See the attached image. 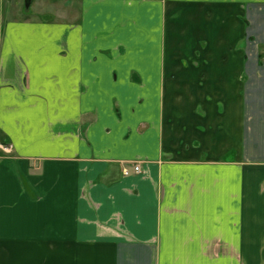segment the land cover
<instances>
[{"label":"crops","instance_id":"1","mask_svg":"<svg viewBox=\"0 0 264 264\" xmlns=\"http://www.w3.org/2000/svg\"><path fill=\"white\" fill-rule=\"evenodd\" d=\"M263 54L264 0H0V264H264Z\"/></svg>","mask_w":264,"mask_h":264},{"label":"built area","instance_id":"2","mask_svg":"<svg viewBox=\"0 0 264 264\" xmlns=\"http://www.w3.org/2000/svg\"><path fill=\"white\" fill-rule=\"evenodd\" d=\"M3 149L6 150V151H9L11 148H10V146L4 145ZM141 170H142V167H141L140 162H138V161L132 162L131 164L125 165L123 167V173L125 175H128L130 173H138Z\"/></svg>","mask_w":264,"mask_h":264},{"label":"rangeland","instance_id":"3","mask_svg":"<svg viewBox=\"0 0 264 264\" xmlns=\"http://www.w3.org/2000/svg\"><path fill=\"white\" fill-rule=\"evenodd\" d=\"M23 5H24V2L22 3ZM262 53V52H261ZM264 55V54H263ZM209 89H211V87L209 88ZM230 91H231V87H225V90H224V96L226 97H230ZM226 92H228V93H226Z\"/></svg>","mask_w":264,"mask_h":264},{"label":"water","instance_id":"4","mask_svg":"<svg viewBox=\"0 0 264 264\" xmlns=\"http://www.w3.org/2000/svg\"><path fill=\"white\" fill-rule=\"evenodd\" d=\"M25 1V6L28 8L32 2V0H24Z\"/></svg>","mask_w":264,"mask_h":264}]
</instances>
